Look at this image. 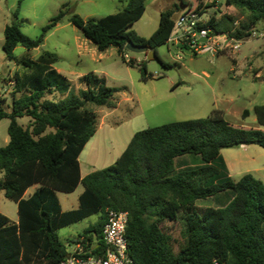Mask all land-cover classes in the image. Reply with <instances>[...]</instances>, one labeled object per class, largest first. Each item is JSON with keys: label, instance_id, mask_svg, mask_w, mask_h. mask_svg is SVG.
<instances>
[{"label": "trees", "instance_id": "trees-1", "mask_svg": "<svg viewBox=\"0 0 264 264\" xmlns=\"http://www.w3.org/2000/svg\"><path fill=\"white\" fill-rule=\"evenodd\" d=\"M145 1L125 0L123 10L97 21L73 15L70 23L100 52L114 47L122 54L131 42L154 51L156 60L169 67L157 48L167 44L178 7L161 11L157 29L145 39L128 30L142 17ZM198 1L196 8L192 0L180 4L185 13L201 16L204 6ZM224 3L246 12V20L231 30L226 27L231 17L212 16L197 27L243 41L264 23V0ZM63 14L53 17L36 39L22 34L16 24L6 26L5 56L12 59L17 46L27 51L39 47ZM55 63L49 53L36 61L22 60L29 72L9 80L14 86L9 113L1 107L5 98L0 95V121L9 120V139L0 148V192L17 205L18 213L16 222L0 213V264H56L68 254L57 231L98 215L78 237L99 241L106 209L127 212L128 257L134 264H264V183L250 174L234 182L223 161L222 169L215 165L222 149L256 145L264 150V131L258 128L264 126V104L253 108L255 128L231 125L221 111L212 110L205 118L138 131L113 165L81 178L79 156L97 130V116L88 105L113 108L116 89L96 91L99 79L89 74L80 79L85 89L72 94L70 83L52 67ZM140 69L145 79V66ZM56 94L65 97L47 98ZM241 116L247 118L249 111ZM18 118H28V124L19 125ZM183 155L200 156L202 164L176 172L174 160ZM79 184L83 190L77 208L62 211L56 192L71 193ZM34 185L36 190L24 199ZM225 191L233 195L222 208L196 205ZM177 221L184 226L186 244L174 254L161 224Z\"/></svg>", "mask_w": 264, "mask_h": 264}, {"label": "rangeland", "instance_id": "rangeland-1", "mask_svg": "<svg viewBox=\"0 0 264 264\" xmlns=\"http://www.w3.org/2000/svg\"><path fill=\"white\" fill-rule=\"evenodd\" d=\"M192 1L196 8L199 1ZM201 1L204 13L199 16L200 21L205 22L212 16L216 19L229 16L233 22L226 27L233 30L246 20V12L225 6V0ZM144 5L142 17L128 30L145 39L157 29L161 11L177 5L173 21L186 11V6L181 5L180 0H146ZM125 6V0H0V95L5 98L1 104L4 111H11L14 86L9 80L16 73L22 75L29 72L22 60L36 61L45 53L56 58L52 67L70 83L72 94L85 89L80 79L89 74L99 79L93 85L96 91L100 87L116 89L113 108L88 105L97 116V130L79 156L82 177L113 165L131 137L148 128L205 118L212 110L221 111L231 125L256 127L253 108L264 104L263 22L252 29L251 36L241 41L238 51L234 52L192 55L188 49L162 45L157 48V54L169 67H163L158 60L148 59L146 54L127 50L120 54L114 47L100 52L70 23L73 15L84 21H97L123 10ZM60 11L64 12L61 20L45 34L39 47L27 51L17 46L12 59L5 56L2 45L6 26L16 24L22 34L36 39ZM177 54L182 57L178 63L174 61ZM130 61L133 65H129ZM142 64L147 73L145 79L140 69ZM14 94L16 98L19 97V94ZM64 97L56 94L47 98L58 100ZM244 110L249 111L245 119L241 116ZM28 121V118L17 119L22 126H26ZM8 125V119L0 121V148L8 142ZM221 161L230 180L237 181L241 176L250 174L264 183L262 148L247 145L222 149L215 162L222 169ZM201 164L202 160L197 155H183L174 160L176 172ZM82 190V184H79L71 193L56 192L63 211L77 208ZM32 192L33 189H28L23 198L27 199ZM232 195V191H225L199 200L196 205L222 208ZM0 213L11 221L18 219L17 205L6 199L3 192H0ZM98 219V215L91 216L57 231L67 253L72 251L73 241ZM161 229L170 237V247L176 254L186 244L182 222H163Z\"/></svg>", "mask_w": 264, "mask_h": 264}, {"label": "built area", "instance_id": "built-area-1", "mask_svg": "<svg viewBox=\"0 0 264 264\" xmlns=\"http://www.w3.org/2000/svg\"><path fill=\"white\" fill-rule=\"evenodd\" d=\"M202 22L196 13H181L174 21L167 44L176 49H188L192 55H216L225 51H238L241 41L228 33H216L208 27L198 28V23ZM174 61L177 63L182 61L181 55L177 54ZM127 223V212L106 209L99 241H88L82 236L78 237L72 251L56 264L131 263L128 257Z\"/></svg>", "mask_w": 264, "mask_h": 264}, {"label": "water", "instance_id": "water-1", "mask_svg": "<svg viewBox=\"0 0 264 264\" xmlns=\"http://www.w3.org/2000/svg\"><path fill=\"white\" fill-rule=\"evenodd\" d=\"M200 40L204 41V39H200ZM125 49L127 51H129L131 53H135V54H146L148 59H154V60L157 59V56H156L155 52L151 51V50H147V48L144 47V46L134 45L133 43L128 42L125 45ZM128 264H134V263L131 262V263H128Z\"/></svg>", "mask_w": 264, "mask_h": 264}, {"label": "crops", "instance_id": "crops-1", "mask_svg": "<svg viewBox=\"0 0 264 264\" xmlns=\"http://www.w3.org/2000/svg\"><path fill=\"white\" fill-rule=\"evenodd\" d=\"M57 72H58V71H57ZM238 127L248 128V127H244V126H242V125H240V126H238ZM256 127H257V125H256ZM258 128L261 129L262 131H264V126H260V127H258ZM79 165H80V164H79ZM80 175H81V173H80ZM84 177H85V176H84ZM241 177H242V176H241ZM241 177H240V178H241ZM81 178H83V177L81 176ZM240 178H239V179H240ZM239 179H238V180H239ZM238 180H237V181H238ZM234 182H236V181H234ZM36 188H37L36 185H34V186L31 187V189H33V192L36 190ZM29 189H30V188H29ZM26 192H27V191H26ZM33 192H32V193H33ZM32 193H31V194H32ZM31 194H30V195H31ZM80 194H81V193H80ZM24 195H25V194H24ZM30 195H29V196H30ZM78 197H79V196H78ZM61 210H62V207H61ZM62 211H63V210H62ZM68 211H69V210H68ZM15 222H16V221H15Z\"/></svg>", "mask_w": 264, "mask_h": 264}]
</instances>
